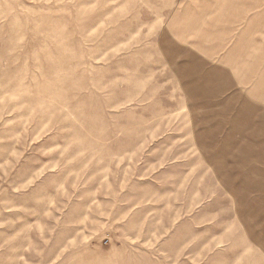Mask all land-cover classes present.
<instances>
[{"label": "rangeland", "instance_id": "374dc122", "mask_svg": "<svg viewBox=\"0 0 264 264\" xmlns=\"http://www.w3.org/2000/svg\"><path fill=\"white\" fill-rule=\"evenodd\" d=\"M0 264H264V0H0Z\"/></svg>", "mask_w": 264, "mask_h": 264}]
</instances>
